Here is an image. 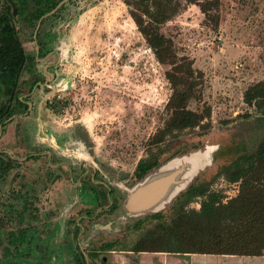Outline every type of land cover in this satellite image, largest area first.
I'll use <instances>...</instances> for the list:
<instances>
[{
  "label": "rangeland",
  "instance_id": "1",
  "mask_svg": "<svg viewBox=\"0 0 264 264\" xmlns=\"http://www.w3.org/2000/svg\"><path fill=\"white\" fill-rule=\"evenodd\" d=\"M128 1L133 0H70L46 19L37 39L43 53L50 54L43 61L27 63L20 88L26 93L38 70L55 63L51 70L55 80L50 84L55 93L43 104L40 125L34 109L28 116L6 121L0 133V166L8 159L1 151L23 157L34 143L46 148L40 138L52 134L57 142H65L58 145L83 151L86 159L114 179L117 211L111 218L104 211L98 221L112 220L117 230H102L96 237L97 243L114 242L115 252L101 253L108 259L132 249L148 231L168 224L181 207L199 209L202 196L183 194L191 183L220 193L223 201L235 196L238 182H229L224 170L239 154L253 152L264 138L262 112L243 100L245 89L264 79V0H221L217 29L205 23L195 4H185L161 26L177 63L188 62L202 72L201 96L189 108L208 113L209 119L158 144L149 141L168 116L165 105L171 87L165 72L174 66L158 60L131 18ZM14 21L26 52L34 56V29L21 21L17 10ZM32 99L36 104L39 94ZM151 152L158 154L160 164L193 152L210 153L211 159L163 208L127 216L122 205L127 190L139 180L135 168ZM45 169L44 158L37 164L28 160L0 177V264H34L37 257L33 249V258L19 255L9 240L11 232L32 229L45 235L49 219L56 225L54 231L60 232L95 209L86 208L88 203L81 198L88 190L75 188L67 172L51 184L45 181ZM138 220L140 225L133 228ZM90 221L82 219L81 224L89 228ZM65 247L54 259L42 257L39 251L43 260L38 264H74L67 240Z\"/></svg>",
  "mask_w": 264,
  "mask_h": 264
},
{
  "label": "trees",
  "instance_id": "2",
  "mask_svg": "<svg viewBox=\"0 0 264 264\" xmlns=\"http://www.w3.org/2000/svg\"><path fill=\"white\" fill-rule=\"evenodd\" d=\"M59 1L0 0V124L22 111L18 108L23 104L19 99L21 77L27 63L33 60L19 37L13 9L17 10L22 22L34 28L40 16L52 10ZM128 4L131 6V18L158 60L174 66L165 72L171 87L165 105L168 116L149 141L158 144L167 136H176L185 130L200 127L209 119L208 113L189 108L190 102L201 96L199 83L203 78L202 72L188 62L177 63L170 39L161 31V26L177 15L185 4H195L203 13L205 23L217 29L221 0H133L128 1ZM58 11L51 17L56 16ZM243 100L259 109L264 116V79L249 85L244 91ZM157 156L151 152L148 158L138 161L136 179H141L148 171L160 165ZM13 162L10 159L9 163L0 166V177L14 168ZM224 177L229 182H238L235 196L223 201L220 193L208 192L202 185L191 183L183 194L202 196L200 208L187 211L181 207L168 224H160L159 230L148 231L130 250L262 255L264 138L253 152L241 153L229 163L224 170ZM160 215L154 213L152 216ZM141 221L138 220L133 228H138Z\"/></svg>",
  "mask_w": 264,
  "mask_h": 264
},
{
  "label": "flooded vegetation",
  "instance_id": "3",
  "mask_svg": "<svg viewBox=\"0 0 264 264\" xmlns=\"http://www.w3.org/2000/svg\"><path fill=\"white\" fill-rule=\"evenodd\" d=\"M61 1H59L58 3H60ZM68 1L70 0H66L65 2H63L58 8L59 11L57 9L54 13H56L57 11L59 13L61 9L60 7L64 6V4H66ZM51 15L45 16L42 21L45 18L47 19ZM42 21L36 31L35 37L34 32L37 26V22L35 24V27L33 28V41L35 42V52L33 60L37 61L45 60L50 54V51L45 54L43 53L42 45L37 39L39 37L40 28L46 22L45 20V22L42 24ZM36 45H38V53H36ZM58 60L59 57L56 59V63L58 62ZM54 64L55 63H46L41 67V69L38 70L37 76L29 81V87L26 93H23L22 89L20 88L21 93L19 94V99L23 104L18 108L22 111L13 114L16 115L15 117L28 116L29 111H33L35 109L37 112V123L38 125L42 123L43 104L47 99L50 98V96L54 95L55 93V87L50 85L51 82L55 80V74L51 72ZM36 94H39V99L35 104L33 103L32 97ZM8 119L0 124V133L4 129L3 127L5 126V122ZM12 119L8 121H12ZM40 139L45 140L46 148L40 149L39 145L34 143L31 145L30 152H28L23 157H14L10 155L8 151H1V153L6 155V157L8 158L7 162L4 165L9 163L10 159L14 160L12 166H18L19 164L28 160H31L32 162H35V164H37L38 162H40V160H42V158H44L46 164V183L52 184L55 179L60 178V176L63 175L64 172H67L69 180L75 188L78 189L81 187L85 188L84 190H88L83 194V197L81 198L88 203L86 208L95 207V209H88L84 215H81L79 218L74 219L75 221L73 223H70V226H67V228L64 227L60 232L54 231L56 229V225L52 223V220L50 219L47 220V224L49 225L50 229L46 231L45 235H39L32 229L26 231L18 229L17 232L10 233V242L15 244L16 251L19 255L29 254L33 258L31 251L32 249L33 251L36 250L37 257L33 261L34 264L40 263V261L43 260L41 259L43 256L46 258L50 255L52 256V259H54V256L58 255L60 251L66 248V240L69 243V247H72L71 253L75 258L74 264H116L114 259H108L106 255L101 254L103 251L106 253L115 252V248H112L114 242L105 241V243H102L100 241L97 243L96 238L100 234V232H102V230L107 232H111L112 229L117 230L115 225H112V220L108 222L98 221V218L104 211H107V213L105 214H110L109 218H111V215L117 211L118 195L114 179L107 173H104L102 169L93 161H89L88 159H86V155L83 153V151L79 153L75 151L71 152L58 145V142L62 141L57 142L56 140L58 138H56L52 134ZM64 141H69V139H66ZM64 143L65 142H62L61 144L64 145ZM33 182L36 183L34 185L36 186L38 183L37 178L34 179ZM82 219H86V221L91 220L90 222L92 223L89 228L88 224H81ZM64 225H66V222L64 223ZM69 239H71L72 242H70ZM39 251L41 252L42 257H38V253H40ZM127 251L132 250L128 249L124 252Z\"/></svg>",
  "mask_w": 264,
  "mask_h": 264
},
{
  "label": "water",
  "instance_id": "4",
  "mask_svg": "<svg viewBox=\"0 0 264 264\" xmlns=\"http://www.w3.org/2000/svg\"><path fill=\"white\" fill-rule=\"evenodd\" d=\"M66 0L61 1L54 9L42 15L34 32L45 16L53 14ZM14 5V3H12ZM16 14V9H13ZM38 53V45H36ZM16 115L11 116V120ZM40 117V116H39ZM7 120V121H8ZM209 155V156H208ZM211 154L193 152L171 158L148 171L131 188L127 190L123 210L127 216L135 217L160 210L183 188L188 186L199 169L208 164Z\"/></svg>",
  "mask_w": 264,
  "mask_h": 264
},
{
  "label": "crops",
  "instance_id": "5",
  "mask_svg": "<svg viewBox=\"0 0 264 264\" xmlns=\"http://www.w3.org/2000/svg\"><path fill=\"white\" fill-rule=\"evenodd\" d=\"M116 264H264L262 255L127 251L117 254Z\"/></svg>",
  "mask_w": 264,
  "mask_h": 264
}]
</instances>
